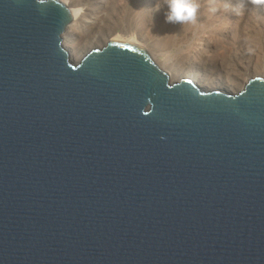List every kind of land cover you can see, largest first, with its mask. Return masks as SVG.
<instances>
[{
  "label": "water",
  "instance_id": "water-1",
  "mask_svg": "<svg viewBox=\"0 0 264 264\" xmlns=\"http://www.w3.org/2000/svg\"><path fill=\"white\" fill-rule=\"evenodd\" d=\"M60 0H0V264H264V80L79 62ZM68 9V8H67Z\"/></svg>",
  "mask_w": 264,
  "mask_h": 264
},
{
  "label": "bare ground",
  "instance_id": "bare-ground-1",
  "mask_svg": "<svg viewBox=\"0 0 264 264\" xmlns=\"http://www.w3.org/2000/svg\"><path fill=\"white\" fill-rule=\"evenodd\" d=\"M60 1H62L67 6L68 9L79 8L78 5L75 4V0H60ZM144 2H146V1L144 0ZM202 2H203L202 7L204 9L203 8L200 9L199 12H202L204 17L207 16V14H208L207 18H208V20L210 18V20L212 21V23H211V21H210V23L213 24L212 26L209 25L210 30H212V32L213 31L217 32L219 35L218 36L216 34L218 36V38H216L215 41L213 40L214 45H210L212 42L210 43L208 41L209 38H205V39L199 38L198 39L199 41H196V42L194 41L193 42L194 44H191L192 45L191 46L192 51H191V49H190V51L188 50L189 53L185 54V57L183 58L182 62H180V60H178V59H175L174 61L173 60L170 61L169 60L170 57H169L168 59L165 58L166 64L164 66H161L160 64L159 65H160V67H163V68L165 67L166 69L168 68V75L169 76H176L177 81H179L181 79H188L192 83L199 85L201 87V89H203V91L204 90L205 91H211V90H219V89L228 90V89L233 87L232 81L229 80L228 78H226L227 80H225V79H218L219 77H217V74H219L220 72L230 73L229 67L224 65L225 62L221 61V58L222 57L226 58V51H227V49H228L227 47L229 45L233 44L239 38L243 37L242 31H245L248 28L250 29L251 27L252 28L256 27V28H261V30H260L261 33L262 32L264 33V5H254L251 3V0H203ZM94 3L98 9H104V7L106 6L107 11L109 10V12H110V18L107 17L108 15L103 16V15H100L99 13H97V15L95 17H91V15L93 13L90 9H87V10L82 9V12L80 13L79 16L71 15L72 20H71L70 24L67 26V28L63 34L62 43H63V46L66 49V51L71 56L73 63L79 62L89 51L95 49L96 41L98 39L97 33L100 31L101 28H105L106 25L108 27H110V29H109L110 31L108 30V32L110 34H108L109 37H107L109 39V41L128 42L130 44L140 46V47L144 48L145 50L147 49L142 44H140V43L138 44L134 38L124 39V38L117 36V35H115V37H113V38L111 37L114 33V30L116 29L115 27H113V26H116V21H115L116 18L114 17V15H116V17H117V15L119 14V11H120V13H121V11L125 12L126 6L130 5V4L126 5V0H122L121 3L115 2L114 0H108L106 2H104V1L99 2L98 0H95ZM131 4L132 5H130V7L133 8V11L136 10V8L139 11V13L136 12L135 14L140 16V12L142 11V10H140V8L142 7V5L139 2H136V3L134 2ZM147 4H148V2H147ZM155 6L152 7V5H150V3L147 6L144 5V7L141 9L144 10V11H142V13L144 15V12H145L146 16L144 18H142L140 16L141 20H139V22H137L138 19L135 21V19L133 18L131 20V21H133L132 24H134L135 27L136 26L142 27V25L144 27H147L146 25L149 22H152V21L155 22L156 19H154L153 17L158 16L156 14L159 13L158 11H156ZM93 7H95V6L93 5ZM212 8H215L216 11L215 12L211 11ZM162 9L165 10V8H162ZM95 10H97V9H95ZM120 16H121V14H120ZM199 19H201V18H199ZM119 22H120V20H119ZM123 23H124V21H123ZM197 23H199V22H197ZM196 25L197 24H195V25L178 24L177 26H181V28L185 27V29H189L190 26L195 28ZM177 26H176V28H177ZM218 26L220 28H218ZM171 27H172V25H171ZM171 27H169V28L171 29ZM144 31H146V30H144ZM171 31H172V29H171ZM184 31H182L181 33L183 34ZM195 31H196V29H195ZM175 32L174 33L169 32L168 35H165V36L160 35V33H159V35H156L157 38L153 39L152 43H151L152 46L154 47V50H157L160 53L161 52L163 53V52L169 50L171 47H173L177 43L180 44V43H183L182 42L183 40H185V41L187 40L186 39L188 37L186 34L187 31H185V33H184L186 37L184 35L180 36V34L177 35ZM161 34H163V33H161ZM165 34H167V33H165ZM141 37H142V34H141ZM143 38H145V37H143ZM261 40H263L262 43H264V38H262ZM260 56L262 58V55H260ZM154 60H156V58H154ZM157 60H158V58H157ZM155 62L158 63L157 61H155ZM236 72H238V71H235L232 74L237 75V77H238L239 73L237 74ZM249 76H251V75L247 74V75H245V77L239 78L241 80V84H242L241 88H243V86L246 84Z\"/></svg>",
  "mask_w": 264,
  "mask_h": 264
},
{
  "label": "rangeland",
  "instance_id": "rangeland-1",
  "mask_svg": "<svg viewBox=\"0 0 264 264\" xmlns=\"http://www.w3.org/2000/svg\"><path fill=\"white\" fill-rule=\"evenodd\" d=\"M98 1L99 2H103V1L106 2L108 0H98ZM114 1L121 3L122 0H120V1L119 0H114ZM145 1L146 2H144V0H141V1L140 0H126V5L127 4L128 5L129 4L132 5L131 3L139 2L142 5V7L140 6L141 8H143L144 5L147 6L149 3H150V5H152V7H154L155 5H157V2H158V0H152V1L151 0H145ZM202 1L203 0H200V4H201V8L200 9L203 8L202 7V3H203ZM94 2H95V0H75V4L78 5L79 8L86 9V10L90 9L92 11V13H93L92 15L93 16L91 15V17H95L97 15V13H99L100 15H103V16L104 15H106V16L108 15L107 17L110 18V12H109V10L107 11V7L105 6L104 9H98ZM147 2H148V4H147ZM93 5L95 7H93ZM130 5L126 6V11L125 12L121 11V13H120V11H119V14H118L119 16L117 15V17H116V15H114V17L116 18V20H115L116 21V26H113V27H115L116 29L114 28L115 30H114V33H113V35L111 37L113 38V37H115V35H117V36H120V37H122L124 39H126V38H134L135 41L138 44L140 43L144 47L147 48L146 51L149 53L151 58L153 60H154V58H156V60H154V62L155 61L158 62V63L155 62L157 64V66L159 68H161V70L165 71L166 73H168V68L166 69L165 67L164 68L160 67V65L164 66L166 64L165 63L166 59H168L170 57L169 58L170 61H172V60L174 61L175 59H178V60H180V62H182L183 58L185 57V54L189 53L190 49L192 51V47H191L192 45L191 44H194L193 43L194 41L195 42L199 41L198 40L199 38L200 39L209 38L208 41L210 43L212 42L210 45H214L213 43H214L215 39L218 38V36H219L217 32H215V31L212 32V30H210V26L213 25V24H211L212 21L210 20V18L208 20V18H207L208 14H207V16L204 17L202 12H199V14H198V19L199 18H201V19L198 20L199 23H196L197 25L195 26V28L190 26L189 29H185V27L181 28V26H177L178 24L166 23L165 22V14L167 12V6L166 5H162V0H161V5L162 6L160 7V9L158 11L159 13L158 14L155 13L158 16H154L153 17L154 19H156L155 22H153V21L149 22L150 24L148 23L149 25L147 24L146 25L147 27H144L143 25H142V27H139V26L135 27V25L132 24L133 21H131V20L134 18L135 21L138 19L137 22H139V20H141L140 16L142 18H144L146 15H145V12H144V15H143L142 11H144V10L141 9V8H140V10H142V11L140 12V16L135 14L136 12L139 13L138 9L136 8L137 11L136 10L133 11V8H131ZM162 8H165L166 11L163 10ZM95 9H97V10H95ZM120 14H121V16H120ZM119 20H120V22H119ZM123 21H124V23H123ZM210 21H211V23H210ZM171 25H172V27H171ZM176 26H177V28H176ZM169 27H171L172 31H171V29ZM218 28H220V27L218 26ZM109 29H110V27H108L106 25L105 28H101L100 31L97 33L98 39L96 41L95 49L102 48L105 45V42L109 41V39L107 38V37H109L108 34H110L108 32ZM195 29H196V31H195ZM144 30H146V31H144ZM184 30L187 31L186 34L188 36L186 38L187 39L186 41L183 40L182 41L183 43H180V42H179L180 44L177 43L176 45H174L169 50H167V51H165L163 53L162 52L160 53L159 51L154 50V47L152 46L151 43H152L153 39L157 38L156 35H159V33H160V35L165 36V35H168L169 32L170 33H172V32L174 33L176 31L175 33L177 35L180 34V36L181 35L185 36V34H184L185 31ZM260 30H261V28H256V27L252 28L251 27L250 29L248 28L247 30L242 31L243 37L239 38L237 41H235L233 44H231V45H229L227 47L228 48L227 49L228 52L226 51V58L222 57L221 61L225 62L224 65L229 67L230 73H224V72L222 73V72H220L219 74H217V77H219L218 79H225V80H227L226 78H228L229 80L232 81L233 87L228 89V90L219 89L218 91L226 93V94H236L237 92H239L242 89L241 88V85H242L241 84V80L239 78H243L247 74L251 75V76H249L248 79L254 78V77H260V78H262L264 80V74H263L264 73V68H263L264 67V43H262L263 40H261L262 38H264V36H263L264 33L263 32L261 33ZM182 31H184L183 34L181 33ZM161 33H163L164 35L161 34ZM165 33H167V34H165ZM141 34H142V37H141ZM143 37H145V38H143ZM62 40H63V35H62ZM62 45H63V43H62ZM260 55H262V58H261ZM157 58H158V60H157ZM235 71H238V72H236L237 74L239 73L238 77H237V75L232 74ZM169 77H170V81L171 82H174V83L177 82L176 76H169ZM196 86L198 87L199 85H196ZM199 88L201 89L200 86H199Z\"/></svg>",
  "mask_w": 264,
  "mask_h": 264
},
{
  "label": "clouds",
  "instance_id": "clouds-1",
  "mask_svg": "<svg viewBox=\"0 0 264 264\" xmlns=\"http://www.w3.org/2000/svg\"><path fill=\"white\" fill-rule=\"evenodd\" d=\"M254 5H264V0H251ZM162 5L167 6L165 14V22L169 24H191L195 25L198 22V14L201 8L200 0H162ZM161 0H158L156 11H159ZM66 8V7H65ZM66 10L75 16H79L82 9H67ZM211 11L215 12L216 9L212 8Z\"/></svg>",
  "mask_w": 264,
  "mask_h": 264
}]
</instances>
